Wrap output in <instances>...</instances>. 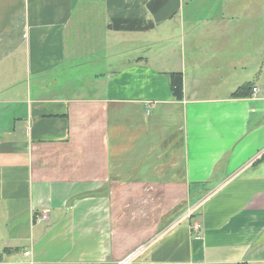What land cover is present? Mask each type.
Instances as JSON below:
<instances>
[{
    "label": "crops",
    "instance_id": "1",
    "mask_svg": "<svg viewBox=\"0 0 264 264\" xmlns=\"http://www.w3.org/2000/svg\"><path fill=\"white\" fill-rule=\"evenodd\" d=\"M263 149L264 0H0V264H264Z\"/></svg>",
    "mask_w": 264,
    "mask_h": 264
},
{
    "label": "built area",
    "instance_id": "2",
    "mask_svg": "<svg viewBox=\"0 0 264 264\" xmlns=\"http://www.w3.org/2000/svg\"><path fill=\"white\" fill-rule=\"evenodd\" d=\"M259 92L258 88H253V93L256 94ZM262 157H264V149L261 150V152L258 154L257 156V160L261 159ZM195 208L189 209L187 210L180 218H178V220L173 224V226H178L180 225L182 222L186 221V220H190L193 217V214L195 212ZM37 219L40 222H49L50 221V211L49 210H42L38 215H37ZM193 230L195 232H197L198 234H200L201 232V225H199L198 223L193 224ZM145 248L131 254L130 256H128L124 261L118 263V264H131L133 261H135V259L137 257H139L144 251ZM26 254H28V252H26Z\"/></svg>",
    "mask_w": 264,
    "mask_h": 264
},
{
    "label": "trees",
    "instance_id": "3",
    "mask_svg": "<svg viewBox=\"0 0 264 264\" xmlns=\"http://www.w3.org/2000/svg\"><path fill=\"white\" fill-rule=\"evenodd\" d=\"M178 74H172L173 78V94L176 100H181L183 95V86H182V79L179 77ZM247 89L246 86L240 88V90L235 94L239 95L242 91Z\"/></svg>",
    "mask_w": 264,
    "mask_h": 264
},
{
    "label": "bare ground",
    "instance_id": "4",
    "mask_svg": "<svg viewBox=\"0 0 264 264\" xmlns=\"http://www.w3.org/2000/svg\"><path fill=\"white\" fill-rule=\"evenodd\" d=\"M26 255H29V253H28V254H26Z\"/></svg>",
    "mask_w": 264,
    "mask_h": 264
},
{
    "label": "rangeland",
    "instance_id": "5",
    "mask_svg": "<svg viewBox=\"0 0 264 264\" xmlns=\"http://www.w3.org/2000/svg\"><path fill=\"white\" fill-rule=\"evenodd\" d=\"M184 213V212H183ZM182 214V213H181Z\"/></svg>",
    "mask_w": 264,
    "mask_h": 264
}]
</instances>
